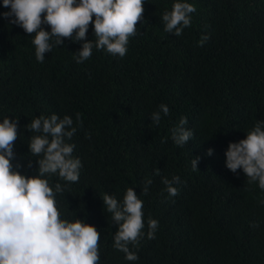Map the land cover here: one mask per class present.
Here are the masks:
<instances>
[{
  "label": "trees",
  "instance_id": "obj_1",
  "mask_svg": "<svg viewBox=\"0 0 264 264\" xmlns=\"http://www.w3.org/2000/svg\"><path fill=\"white\" fill-rule=\"evenodd\" d=\"M190 2L196 12L180 36L165 32L160 19L172 0H145L126 55L93 49L83 63L73 59L81 43L67 38L37 61L32 34L0 16V118L19 119L16 159L35 174L25 125L41 114L72 116L73 155L83 167L58 199L101 232V264H264V192L225 166L228 143L264 118V0ZM8 10L0 3V13ZM204 35L210 38L201 46ZM87 39H95L91 25ZM162 103L169 114L152 124ZM182 116L194 136L179 147L171 130ZM173 175L181 178L175 196L161 182ZM146 177L153 183L140 197L144 231L148 217L159 227L130 262L112 247L116 226L101 196L122 199L128 187L139 195Z\"/></svg>",
  "mask_w": 264,
  "mask_h": 264
},
{
  "label": "clouds",
  "instance_id": "obj_2",
  "mask_svg": "<svg viewBox=\"0 0 264 264\" xmlns=\"http://www.w3.org/2000/svg\"><path fill=\"white\" fill-rule=\"evenodd\" d=\"M8 11L0 13L9 24L32 34L36 60L43 63L45 54L64 45L65 39L80 42L73 52L77 63L89 60L93 49L112 56L124 57L130 38L138 34V22L143 23L145 0H0ZM196 6L190 0H172L171 8L160 17L164 31L180 36L192 24ZM140 23V24H141ZM90 25L95 39H87ZM47 26V27H45ZM210 37L204 35L202 46ZM169 114L167 104H160L150 114L151 123L159 125L162 116ZM76 121L80 122L79 113ZM187 117H181L171 130L175 145L183 147L194 136L186 128ZM25 129L31 133L28 149L35 157V174L22 171L25 165L16 159L14 144L20 136L19 119L0 118V264H101V232L95 224L79 218L77 213L65 210L58 199L72 183L78 182L83 167L76 147L71 142L77 132L71 115L62 118L52 113L34 117ZM246 136L230 141L225 151V166L233 173L242 170L248 184H257L264 192V118L257 119L245 131ZM167 138H165L166 140ZM162 142H164L162 140ZM208 148L206 154L213 155ZM201 157H194L192 168L198 169ZM27 168L33 167L29 160ZM53 177H57L53 181ZM165 190L171 196L178 194L175 185L181 183L178 175L161 177ZM151 177L143 181L138 195L128 187L124 195L103 193L104 211L111 214L116 226L112 247L124 254L126 261L139 259L141 240L155 238L159 221L147 219L145 233L144 202L140 198L149 191ZM258 203L264 205V198ZM253 223V227H258Z\"/></svg>",
  "mask_w": 264,
  "mask_h": 264
}]
</instances>
